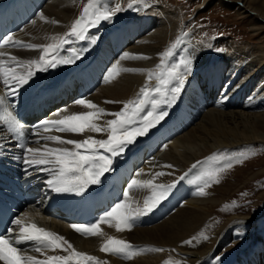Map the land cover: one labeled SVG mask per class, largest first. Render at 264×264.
Wrapping results in <instances>:
<instances>
[{
	"label": "bare ground",
	"instance_id": "obj_1",
	"mask_svg": "<svg viewBox=\"0 0 264 264\" xmlns=\"http://www.w3.org/2000/svg\"><path fill=\"white\" fill-rule=\"evenodd\" d=\"M225 1L226 3L237 1L259 6L256 9L251 8V12L258 13L259 19L264 21V0ZM81 5H83L82 0H0V11L9 7L16 12L21 8L28 9L31 17L12 35L13 39L19 40L23 44L48 45L58 43L59 38L70 31L72 22L82 11ZM40 13H43V19L40 17ZM141 13L132 19H123L114 27L109 25L106 29H102L103 27L100 29L91 28L89 36L98 38L94 44L89 43L87 39L84 41L73 39L63 47L60 56L71 58L74 55L72 50H75L76 53L82 55V58L72 65H60L47 72H37L29 85L22 88L20 93L29 87L33 89L36 85L48 86L60 83L71 76L75 79L84 77V82L98 81L97 87L92 93L85 96L89 101L99 108L105 109L106 113L120 111L123 102L136 98L140 84L142 85V81L140 82L143 79L142 73L156 67V61L161 59L158 51L160 47L165 46L163 31H166L169 25H166L164 17L157 16L160 13L152 11ZM81 49L84 50L82 53ZM0 51L6 53L3 57L5 61L10 56H15L18 60H38L42 53L40 48L27 49L7 46ZM125 52L130 55H143L148 59L121 60L120 57ZM117 62L119 68L144 69L146 71L119 72L115 78L105 82L106 70ZM228 63L227 60L216 61L206 64L203 68H196L194 77L188 78L186 81L171 115L146 138L128 147L132 148L139 144L138 150L133 154L135 158L132 159V156L131 158L129 156L127 161L117 165V159L120 157L115 158L113 170L101 178L100 184L89 186L87 190L101 186L102 182H106L109 177H112L115 183L119 182L120 178L123 179L125 175H128L127 170L134 166L138 170L132 175L129 173L128 183L123 188V193L129 191V197L124 202L129 205L130 210L137 207L142 208L145 199L152 195V192L148 188L129 190L128 185L132 179L149 181L154 171L161 170L166 165H172L182 171L185 176L187 170L200 156L243 143L264 144V131L256 129V127L264 128V90L261 91L256 86L259 72L248 73L245 68L233 69L230 68L231 62ZM233 74L235 75L233 76ZM254 80H256V84ZM154 84L149 82L150 86ZM262 88L263 85H261ZM6 91L3 83L0 82V96L5 95ZM14 99L15 97H8V103L13 104ZM107 101L121 103H107ZM225 106L240 110L228 112L216 110L217 107L225 108ZM65 108L66 106L63 109ZM81 111H89V109L74 105L72 102L67 105L66 111L60 113L58 118ZM56 112L57 110L50 113L48 118H57L52 115ZM112 118L110 115H104L96 123L102 126L106 120ZM24 130L26 137L29 138V146L40 147L46 143L39 136H32L30 130ZM47 134L78 140L85 139L89 135L98 139L107 138L106 134L90 132L72 134L51 130ZM32 140H39L40 143H31ZM15 142L6 131L4 134H0V170L2 171H25V165L17 159L21 154L16 151ZM47 143L52 147L58 146L53 142ZM143 172L144 174H142ZM33 175L41 177L42 181L47 179V174L43 172H33ZM153 185L167 186L169 183H153ZM195 190V187L190 183L188 185L180 182L151 213L137 220L131 230L117 232L115 227L102 222L99 225L102 235L98 236L80 237L71 226L62 223L60 219L46 217L45 213L47 214V212L42 211L35 203L27 206L24 212L29 214L26 223H34L45 231L64 236L78 252L95 256L105 264H157L160 258L154 251L142 252L131 260L102 252L100 248L109 236L129 242L136 248L171 249L182 258L183 264H200L211 258L214 250L209 245L195 250L197 246L195 239H193L195 243L192 242L190 245L184 244V241L192 239L193 235L206 225L209 210L218 201L203 198L197 195L198 191ZM45 197L50 199L52 193ZM122 200H124L123 194L120 202ZM229 220L231 222L225 228L222 226L213 233L211 239L213 243H218L223 232L232 225H244L249 229L256 224L255 218L250 217H230ZM227 239L225 238V240ZM218 247L219 244H217V249ZM29 249L31 251L22 252V254L34 256L37 259L68 254L62 249H49L43 252H36L34 246ZM234 262L233 264H264V236H254L244 254L237 256ZM0 264L3 262L0 261Z\"/></svg>",
	"mask_w": 264,
	"mask_h": 264
},
{
	"label": "snow or ice",
	"instance_id": "obj_2",
	"mask_svg": "<svg viewBox=\"0 0 264 264\" xmlns=\"http://www.w3.org/2000/svg\"><path fill=\"white\" fill-rule=\"evenodd\" d=\"M113 0H88L79 18H77L68 33L59 38L58 43L48 45L23 44L19 40H14L11 35L0 38V49L7 47H24L27 49H42L38 60H18L15 56H10L7 61L3 59L5 52L0 51V82L7 89L5 95L0 96V134L5 131L11 139L16 141V146L22 150V154L17 159L25 165V174L33 175V172H43L47 174L46 186L52 193L83 194L89 186L101 183V178L113 170L115 158L121 156L136 138L145 136L158 125L168 115L167 107H171L182 93L188 77L193 71V56L189 53L181 56L178 60L172 59L175 56V49L179 40L172 44L167 50L160 53L161 61L156 65L155 70H147L148 79L155 78V86L145 84L137 93L135 99L123 102L120 111L106 113L105 109L99 108L86 97L77 98L74 105L83 106L89 111L74 112L70 115H63L58 118L61 112L67 110L58 109L53 113V117L45 118L33 125L30 129L32 136H39L46 143L40 147L29 146V138L25 134V125L16 113V105L8 103V97H18L20 90L29 85L37 72H47L60 65H72L82 58V55L72 50L74 55L71 58L60 56L63 47L73 39L81 41L88 40L94 44L97 37H90V29L98 26L101 22H111L113 17L124 11L119 3L114 7L109 6ZM146 0H129L127 8H133L138 3ZM43 19V13L39 14ZM35 23V21H33ZM57 39V38H53ZM223 51L222 49H216ZM84 50L81 49L82 53ZM124 59H148L143 55H130L125 52L120 57ZM19 69V70H18ZM144 69L119 68L118 62L113 63L104 75L105 82L115 78L119 72H143ZM107 103H121L119 101H107ZM104 115H110L101 126L96 121ZM51 130L60 133L83 134L103 133L107 138H94L89 135L85 139H66L59 135L47 134ZM47 142H53L55 147L49 146ZM31 143L39 144V140H32ZM72 146V147H68ZM243 152H231L225 160V153L219 152L206 158L205 162H210V167L197 177L203 184L199 187L197 195H205L204 188L211 182L219 183V174L227 169H231L234 163L243 162ZM202 163L200 161L197 162ZM166 167H173L166 165ZM197 165H192L196 168ZM157 173L156 175H162ZM181 180L185 176L180 177ZM176 187V184L153 185L152 181H140L132 179L128 189L151 190L152 195L148 196L143 207L130 210L129 205L124 201L128 200L129 191L123 193L121 202H117L110 210L97 218L96 222L88 224H73L71 227L85 236L102 235L99 227L100 223L106 222L109 226L115 227L117 232L131 230L136 221L142 216L151 213L159 203L166 199L169 193ZM28 212L17 215L11 224L18 228L15 237L11 235L12 228L7 229L5 235H0V261L3 264H105L95 256L78 252L73 245L61 235L54 232L45 231L37 227L34 223H26ZM242 235V232L240 233ZM193 239L185 240L184 244L190 245ZM204 239H207L205 236ZM25 242H34V250L43 252L45 250L62 249L67 255L47 256L45 259H37L34 256L23 255L20 246ZM100 250L107 254L117 255L126 260H131L145 251L163 252L162 248H136L131 243L114 237H107ZM217 260L220 257L216 258ZM164 264H171L165 261Z\"/></svg>",
	"mask_w": 264,
	"mask_h": 264
},
{
	"label": "rangeland",
	"instance_id": "obj_3",
	"mask_svg": "<svg viewBox=\"0 0 264 264\" xmlns=\"http://www.w3.org/2000/svg\"><path fill=\"white\" fill-rule=\"evenodd\" d=\"M87 3L88 0H82V11ZM115 3H119L125 10L115 15L111 22L104 21L92 28L97 27L100 29L103 27L102 29H106L109 25L114 27L123 19H132L139 16L141 12L160 13L157 16L164 17L166 25L170 27L168 26L167 30L163 31L165 46L160 47L158 53L167 50L179 40V44L175 49V56L172 59L178 60L181 56L189 53L193 56V71L188 78L194 77L196 68H203L210 62L227 60L229 63L231 62L230 68L237 70L245 68L248 73L258 71L257 84L256 80H254V83L261 91L264 90V21L262 22L259 19L258 13L251 12V8L256 9L259 6L237 1L226 3L225 0H146V2L134 5L133 8H127L129 0H113L109 6L114 7ZM81 12L77 18H79ZM216 49H222L223 51H217ZM160 61L161 59L156 61L155 64H159ZM236 66L238 68H235ZM155 69L156 67H153L149 70ZM141 77L143 79L140 80L142 85L140 84L139 90L146 83L149 84L150 81L153 84L157 83L155 78L148 79V72H143ZM261 85H263L262 89ZM175 104L176 102L171 107L166 108L168 112L166 117L171 115ZM216 110L228 112L240 109L225 106V108L217 107ZM166 117L163 121L166 120ZM163 121L152 128L147 135L161 125ZM256 129L264 131V128L256 127ZM147 135L136 138L135 142H140ZM234 151L244 153L243 162L234 163L231 169L219 174V183L211 182L208 187L204 188L205 195L202 197L214 199L218 202L209 210L206 225L193 235L197 245L195 250L202 249L207 245L214 250L213 256L200 264H233L236 262L234 260L237 256L244 254L254 236H264V144L243 143L231 148L224 147L211 154L200 156L194 163L197 167L194 169L189 168L183 180L180 179L183 176L182 171L174 167H165L154 171L150 178L152 183L156 184H179L183 182V184L189 185L190 183L195 186L197 192L203 184V181L197 179V177L210 167L215 166L210 162H205L206 158L214 153L223 152L225 153V160L221 161V164H223L227 162V155ZM198 161L202 163L198 164ZM157 173L163 174L156 175ZM230 217L258 219L256 224L249 229L238 224L228 227L218 243H213L211 240L213 233L222 226L225 228L231 222ZM205 236L207 239H204ZM225 238L228 239L225 240ZM195 241L193 242L195 243ZM217 244H219L218 249ZM185 248L188 249L189 247ZM163 249V252H156L160 256L157 264H164L166 260L170 261L171 264L184 263L182 258L173 250ZM217 257H220V259L217 260Z\"/></svg>",
	"mask_w": 264,
	"mask_h": 264
}]
</instances>
